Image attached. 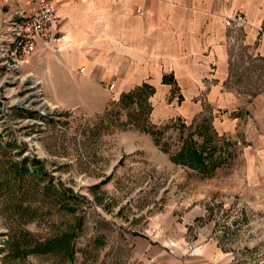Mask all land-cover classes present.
<instances>
[{
    "label": "rangeland",
    "instance_id": "obj_1",
    "mask_svg": "<svg viewBox=\"0 0 264 264\" xmlns=\"http://www.w3.org/2000/svg\"><path fill=\"white\" fill-rule=\"evenodd\" d=\"M233 36L224 89L202 77L186 110L42 80L39 119L0 85V264H264V57ZM184 137L206 169L172 159Z\"/></svg>",
    "mask_w": 264,
    "mask_h": 264
},
{
    "label": "crops",
    "instance_id": "obj_2",
    "mask_svg": "<svg viewBox=\"0 0 264 264\" xmlns=\"http://www.w3.org/2000/svg\"><path fill=\"white\" fill-rule=\"evenodd\" d=\"M48 1L58 11L57 30L65 37L52 49L38 43L25 68L40 71V79L33 73L41 82L68 85L63 92L78 93L80 103L89 98L86 84L95 83L119 98L142 94L150 110L151 96L160 101L178 92L177 106L186 110L202 90V77L210 80L206 89L213 98L224 89L235 33L242 32L240 39L254 56L264 57V0ZM37 7L36 0H0V29L8 18ZM239 14L246 25L225 23Z\"/></svg>",
    "mask_w": 264,
    "mask_h": 264
},
{
    "label": "built area",
    "instance_id": "obj_3",
    "mask_svg": "<svg viewBox=\"0 0 264 264\" xmlns=\"http://www.w3.org/2000/svg\"><path fill=\"white\" fill-rule=\"evenodd\" d=\"M36 2V10L8 18L0 29V85L7 88L9 95H16L11 105L45 119L54 116L55 106L43 94L41 80L34 73L26 72L25 64L35 53L38 43L45 50L52 49L64 39L65 34L57 30L61 20L56 7L48 0ZM138 12L142 13V9L139 8ZM225 23L246 25L247 21L239 14L226 17ZM79 70H84V67ZM112 86L109 85L110 88ZM30 117L28 115L26 119Z\"/></svg>",
    "mask_w": 264,
    "mask_h": 264
},
{
    "label": "trees",
    "instance_id": "obj_4",
    "mask_svg": "<svg viewBox=\"0 0 264 264\" xmlns=\"http://www.w3.org/2000/svg\"><path fill=\"white\" fill-rule=\"evenodd\" d=\"M138 95H142L139 94ZM137 95V96H138ZM125 97H133L131 94L123 95ZM177 119L181 120L179 117ZM192 139L189 137H184L183 142L181 143V146L178 149V152L174 153L172 156V159L174 161H179L181 163H187L191 164L193 166H197L198 168H207L208 163L206 162L207 155L209 154L206 152L205 147H197L194 142L192 143ZM57 241L65 243L67 253L72 254V249L70 247V243L68 240V236L65 235H59L57 238ZM48 243V242H46ZM68 254V255H69Z\"/></svg>",
    "mask_w": 264,
    "mask_h": 264
}]
</instances>
